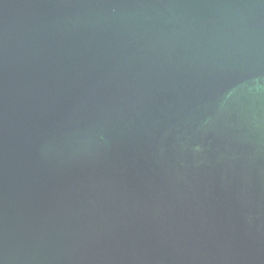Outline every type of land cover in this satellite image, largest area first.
Returning a JSON list of instances; mask_svg holds the SVG:
<instances>
[{
	"label": "water",
	"instance_id": "95a60500",
	"mask_svg": "<svg viewBox=\"0 0 264 264\" xmlns=\"http://www.w3.org/2000/svg\"><path fill=\"white\" fill-rule=\"evenodd\" d=\"M0 264H264V0H0Z\"/></svg>",
	"mask_w": 264,
	"mask_h": 264
}]
</instances>
